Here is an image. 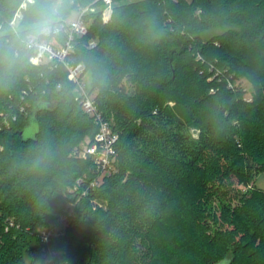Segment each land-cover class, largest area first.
I'll use <instances>...</instances> for the list:
<instances>
[{
    "label": "trees",
    "instance_id": "1",
    "mask_svg": "<svg viewBox=\"0 0 264 264\" xmlns=\"http://www.w3.org/2000/svg\"><path fill=\"white\" fill-rule=\"evenodd\" d=\"M111 1L108 23L105 0L65 18L96 10L69 61L119 135L116 171L83 195L98 172L73 153L98 125L64 65L31 64L33 5L15 32L24 0H0V264H49L40 231L83 177L56 264H264V190L236 202L230 182L264 171V0Z\"/></svg>",
    "mask_w": 264,
    "mask_h": 264
},
{
    "label": "built area",
    "instance_id": "2",
    "mask_svg": "<svg viewBox=\"0 0 264 264\" xmlns=\"http://www.w3.org/2000/svg\"><path fill=\"white\" fill-rule=\"evenodd\" d=\"M105 2L106 8L102 14V20L103 23H108L112 14V1L105 0ZM28 3H31L30 0H25L22 3L10 23L12 30L15 32L18 27V20H22L23 18L22 10L26 8ZM94 11L95 9L90 8L80 10L75 20H64V27L61 33L55 38L54 43L30 50L32 52L30 62L35 66L52 63L54 66L62 64L66 67L68 70V79L76 84L77 100L80 102L85 113L92 117L98 125L99 129L94 139H90V142L86 146L83 145L81 149L77 148L73 153L74 156L82 159H92L95 162L96 171L98 172L97 178L90 181L83 195H86L89 189H95L101 184L104 177L116 171L117 152L115 144L119 138V135L113 131L111 123L99 111L95 100V93H90L87 90L86 76L84 74L85 65L82 63L74 64L69 61V58L75 52L77 39L86 36L89 32L90 24L85 20V16ZM90 47H95V42H91ZM85 181L86 177L80 178L77 184L69 189V193L74 195L79 185L85 183ZM73 195L66 198V207L59 220L40 231L43 251L50 256L49 264H56L55 253L51 248L52 241L64 234L66 226L75 216L77 203Z\"/></svg>",
    "mask_w": 264,
    "mask_h": 264
},
{
    "label": "clouds",
    "instance_id": "3",
    "mask_svg": "<svg viewBox=\"0 0 264 264\" xmlns=\"http://www.w3.org/2000/svg\"><path fill=\"white\" fill-rule=\"evenodd\" d=\"M33 5L30 19L19 40L26 49L55 42L72 10L73 0H30Z\"/></svg>",
    "mask_w": 264,
    "mask_h": 264
},
{
    "label": "rangeland",
    "instance_id": "4",
    "mask_svg": "<svg viewBox=\"0 0 264 264\" xmlns=\"http://www.w3.org/2000/svg\"><path fill=\"white\" fill-rule=\"evenodd\" d=\"M25 1V0H24ZM188 1H191V0H188ZM31 4V3H28L26 5V7ZM96 12V10L94 11ZM23 15V13H22ZM79 13L78 11H75L71 14V16L65 20H68V21H73L75 20L77 17H78ZM20 20V19H19ZM18 20V27L17 29L19 28V24L21 22V20L19 21ZM229 27H224V28H221V29H213V30H210L209 32H207V34L205 35V38H211L212 36L216 35V34H220L222 33L223 31H226L228 30ZM88 77V76H87ZM232 84V83H231ZM235 86H238V87H241L242 89H244L245 91L248 92V94L246 95V99H249L251 96H250V93L252 92V85L250 83H248L246 80H241V81H237L235 83H233ZM232 84V85H233ZM194 135V137H198V134H199V131L193 129L191 131ZM88 142H90V139H87L85 140L79 147L78 149H81L82 146H86L88 144ZM253 174H254V180L256 181V186L254 187V183L251 182L250 184H247V185H244V184H240L239 183V180L236 178V177H232L230 182H232L233 186L232 188L234 189V193L232 194L233 195V198H235V201L237 202L238 201V197H241L242 195H245V194H250L253 190H255L257 187L260 188V189H263L264 190V171H261L259 169L254 168L253 170Z\"/></svg>",
    "mask_w": 264,
    "mask_h": 264
}]
</instances>
